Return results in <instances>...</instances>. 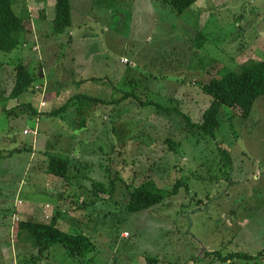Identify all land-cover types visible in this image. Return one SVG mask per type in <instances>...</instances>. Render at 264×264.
<instances>
[{"label": "rangeland", "instance_id": "obj_1", "mask_svg": "<svg viewBox=\"0 0 264 264\" xmlns=\"http://www.w3.org/2000/svg\"><path fill=\"white\" fill-rule=\"evenodd\" d=\"M55 1L25 0L32 12L40 3L52 5L53 16ZM60 37L62 43L45 50L39 41L0 52V92L10 94L16 65L24 61L38 79L19 100L39 110L57 109L77 94L110 102L149 85L153 93L146 97L165 106L173 98L200 121L211 101L202 84L221 77L224 67L237 71L248 60H264V0H199L182 15L162 0H72V25ZM92 78L98 80L82 82ZM11 103L0 102V264H147L152 257L159 264H264L222 259L234 252L257 256L264 248V97L249 120L224 107L214 139L192 134L183 113L132 101H122L118 114L116 105L95 106L83 129L76 99L56 117L9 118L2 110ZM125 133L133 136L127 142ZM168 138L179 142L176 150ZM220 148L231 153V162ZM46 151L70 159V175L82 185L71 196L86 208L44 193L43 178L28 171L43 166L38 160ZM117 172L124 182L113 183ZM148 178L167 190L178 180L184 184L153 209L127 212L122 200L134 186L126 185ZM98 183L104 190L96 194ZM18 200L22 218L28 205L42 204L38 221L46 214L52 219V204L58 205L61 228L89 237L95 250L78 260L56 244L32 260L29 247L10 235ZM206 252L220 254L203 258Z\"/></svg>", "mask_w": 264, "mask_h": 264}, {"label": "trees", "instance_id": "obj_2", "mask_svg": "<svg viewBox=\"0 0 264 264\" xmlns=\"http://www.w3.org/2000/svg\"><path fill=\"white\" fill-rule=\"evenodd\" d=\"M198 1L199 0H162L165 5L170 6L172 10L179 15L190 10ZM42 14H44V10H42ZM71 25L72 0H56L55 14L50 29L51 32L55 36H60L64 34ZM33 27V17L27 8L25 0H0V52L12 53L19 47L32 43V41H34ZM197 38L199 41H202V44L207 41L202 33H199ZM15 69V82L10 94L6 95L5 92H0V102H13L11 105L4 106V109L2 110L4 116L9 118H19L23 115H28L29 117L33 115H49L56 117L66 112L70 103L75 101V99L78 101L76 110L80 117V121L77 124L79 129L87 127L89 117L93 114L94 110H96L95 106L97 107L99 104L116 105V112V109H118L122 101H125L126 105L132 101L139 103L140 107L154 106L158 108V111L166 113L176 112L178 114L181 113V115L184 114L181 109L178 108L176 100L173 98H169L170 100H168L170 106H165L154 99L146 97V95L152 92V90L150 91L149 85H144V87L141 86V88L138 89L139 93H137L138 90H132L131 92H126L122 98L110 102L87 94H77L57 109H52L48 112L45 111L46 108L38 110L37 108H34L32 104L23 101L33 88L34 83L37 81V74L32 72L24 61H20ZM193 69H196V67ZM222 73L223 75L218 79H212L210 82L202 84L200 87L206 96L208 95L211 97L210 104L204 110L200 121H192L189 115L184 114L190 131H192V134L194 135L199 134L214 139L222 126L221 120L223 113H221V111L224 107L245 120L251 119L255 103L261 97H264V60H248L240 65L237 71L224 67ZM95 80H98V78L87 79L82 82L85 83L86 81L89 82ZM143 96L145 98H143ZM22 97L24 98L20 101L19 99ZM17 100H19V102L16 104L15 101ZM12 104L15 105L12 106ZM171 105L174 107H171ZM116 113L118 114V111ZM12 114L13 116H11ZM82 116H86V119L82 120ZM132 137V135L129 136V134L125 133L126 142L127 139ZM166 142L171 150H176L179 145V142L169 138ZM220 153L222 159L224 158V160L231 162L232 157L229 151L220 148ZM1 156L3 155L0 152V157ZM46 157L47 159L45 160ZM38 161L44 162L45 164L43 163V166L38 167L34 165L28 170L29 172L37 175L42 174L44 176H54L55 178H58V180H61V186L70 184L77 186V188L79 187L78 189L82 188L80 183L74 182L76 177L70 175V159L62 157L59 153L46 151L45 157H42ZM117 174L118 175L113 180V183L116 180L124 182L120 172H117ZM183 184L182 180H178L171 189L167 190L166 187H158L152 178H148L139 185L130 183L126 185V189L131 186H134V189L123 197L122 203L125 210L132 214L150 210L165 202L167 198L176 196L179 189L183 187ZM100 186H102L100 183L96 185V194L101 190L103 192L104 189L100 188ZM83 192L84 191L80 193L82 194ZM16 194L17 193L14 192V196H16ZM74 198L69 201L73 206L74 204H77L79 209L87 207V203H83V200L80 199L78 201V197L77 200ZM20 206L22 205L18 204V202H16L14 206L16 212L12 217L13 225L10 235L18 244L29 247L26 251L27 253H30L32 260H35L36 258L40 259V257H43V255L48 253L56 244H61L71 258L78 260L85 259L89 253L95 250V245L89 237L83 234H69L64 231L60 226V222L57 220V215L48 220L46 219V214L45 220L43 221L36 220V218H34L35 216L22 218L18 214V211L20 210L18 207L20 208ZM231 212L236 214L235 210ZM214 254L219 255L220 252H213L212 254L206 252L202 255L203 258H206L208 255ZM222 259L225 262L234 259H244L248 261L264 259V248L257 256L242 252H234L222 257ZM146 263L159 264L160 260L159 258L153 257L147 258Z\"/></svg>", "mask_w": 264, "mask_h": 264}, {"label": "crops", "instance_id": "obj_3", "mask_svg": "<svg viewBox=\"0 0 264 264\" xmlns=\"http://www.w3.org/2000/svg\"><path fill=\"white\" fill-rule=\"evenodd\" d=\"M43 1H45V0H43ZM39 5H41L39 11L32 12V10L29 8V11L32 14L34 26H35L34 27V29H35L34 41H32V42L36 43V42L40 41V43L43 45V50H45V47H47L48 44H53V41H56V42L58 41L57 42L58 45L60 43H62V41H61V37H60L61 35L60 36L53 35V33L50 30L51 25H50L49 29L47 28L48 22H51V24H52V20L54 17L50 11V10H52V5L51 6H45V5H42V3H40ZM27 8H28V5H27ZM42 10H44V14H42ZM69 34H70V36H69L70 38L74 37V33L70 32ZM59 38H60V40H59ZM49 39H51V40L49 41ZM44 54H45V52H44ZM25 131L26 130H24V132ZM38 135H39V128H38ZM40 175H42V174H40ZM40 175H37L36 177H42L43 178L42 181L45 182V184L42 185L44 187V190H45L44 193H47L49 195H54L56 197H60V196L63 197L64 196L67 199V202L69 199H73L71 194L73 193L72 189H75L74 185L68 184V185L64 186V189L63 188L61 189V188H58L57 184H55V186L52 185L53 183H57V180H54L50 176H46V175L40 176ZM49 186H51L50 190L48 189ZM18 194H16V198L18 197ZM21 205H23V203ZM41 205L42 204H38V206H40L39 208L37 207V205L34 206V204H32V203L30 205H28V207L26 209L22 210L24 218H27L28 216H35L34 218H36V216H39L40 215L39 213L42 212ZM51 208H52L51 212L53 214V217L55 215H57V220L61 219L62 218V212H63L62 210H60L61 208L56 204H52Z\"/></svg>", "mask_w": 264, "mask_h": 264}, {"label": "built area", "instance_id": "obj_4", "mask_svg": "<svg viewBox=\"0 0 264 264\" xmlns=\"http://www.w3.org/2000/svg\"><path fill=\"white\" fill-rule=\"evenodd\" d=\"M29 131H26L25 133H28ZM34 133L36 134V131H34ZM18 204H22V201L18 200ZM46 219L50 220L51 217L46 215Z\"/></svg>", "mask_w": 264, "mask_h": 264}]
</instances>
